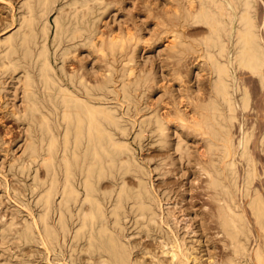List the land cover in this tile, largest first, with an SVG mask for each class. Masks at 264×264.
Wrapping results in <instances>:
<instances>
[{
  "label": "bare ground",
  "instance_id": "6f19581e",
  "mask_svg": "<svg viewBox=\"0 0 264 264\" xmlns=\"http://www.w3.org/2000/svg\"><path fill=\"white\" fill-rule=\"evenodd\" d=\"M258 2L174 0L167 20L157 16L171 34L170 56L179 65L195 54L208 86L191 91L188 109L175 102L171 113L153 107L146 114L142 98L155 77L136 63L142 35H104L99 9L107 0H23L18 26L0 38V78L16 72L20 82L22 106L14 112L23 125V153L9 170L30 175L36 207L22 218L14 213L0 220V264H38L35 252L48 261L64 249L71 264H264V0L261 19ZM191 25L198 30L186 32ZM79 44L101 51L106 72L100 79H91L84 64L81 71L65 69ZM52 59L60 63L55 67ZM135 124L137 136L153 131L163 143L175 126L171 145L179 156L193 153L178 126L200 140L196 162L225 248L218 256L202 260L200 248L171 227L175 214H164L149 175L123 139ZM140 233L155 245L131 240Z\"/></svg>",
  "mask_w": 264,
  "mask_h": 264
},
{
  "label": "rangeland",
  "instance_id": "374dc122",
  "mask_svg": "<svg viewBox=\"0 0 264 264\" xmlns=\"http://www.w3.org/2000/svg\"><path fill=\"white\" fill-rule=\"evenodd\" d=\"M258 1L260 9L258 19H261L262 15L260 12L263 2L262 0ZM107 2L103 7L105 8L104 10L99 9L100 12L103 11L99 14V27L104 35L108 31L123 33L128 30L142 35L136 63L138 67L144 66L148 70H152L155 77L154 83H151L152 86L145 89L142 98L143 106L147 105L145 109L147 110L146 114H149V111L153 107L161 112V114L166 112L171 113L174 111L175 102L179 106L188 109L186 105H188L191 91L196 90L198 86L203 90L207 88V73L205 69L198 68L197 65L201 64V61L195 57V54H189L179 65L170 56L169 39L171 38V34L169 32L164 33L161 20L157 16L167 20V13L172 10L174 0H107ZM22 3L23 0H0V38H3L4 35L13 31L18 26V18L23 11ZM65 8L67 7L65 6ZM55 14L56 10L54 9L49 15L51 23L50 37L52 36V32H54L53 17ZM198 27V25H191L185 31L193 32V30H198ZM50 49L53 51L52 45H50ZM75 52L76 56L70 54L64 60V67L67 71L73 65L75 67L78 66L77 68L81 71L83 69L81 68V64H84L86 68H89L87 75L93 80L100 79L101 74L106 72L105 61L100 50H87L85 46L79 44ZM53 61L52 59L55 67L60 63V60H57L58 63ZM113 64L115 66L121 65L118 61H114ZM15 73H4L0 78V85H2L0 86V215L3 214L0 216V220L14 215V213L17 214L15 215L18 219L19 217L22 218L26 214L25 211L34 210V207H36L34 203L35 197L31 196L29 188L31 182L30 175L23 174L19 170H15V168L12 171L9 170V163L12 160L16 161L17 157L22 155L24 142L23 125L19 122L14 112L17 109L20 111V105L22 106L20 82H18ZM260 97V92L257 88H254L252 98L257 107L255 111L258 114V120H262L261 111L263 110L262 105L258 103L260 102ZM179 101L181 102L179 103ZM253 116L252 110L249 111L248 120H251ZM137 117V121H139L141 116L138 115ZM137 124L134 125L135 127L129 128L127 135L123 139L128 142L129 153L143 165L144 175L146 177L149 175L153 189L158 197L160 196L164 214L167 211L175 214L173 218L176 219V223H172L171 227L179 235H184L187 238L188 244H191L194 250L198 252L200 248L199 253L203 255L202 260L208 259L210 254L214 257H216L215 255L218 256L224 252L223 249L225 250V248L220 243L221 240L218 239L221 233L217 232L218 227L214 222L215 220L213 217H210V211L213 209L214 204L208 196L204 174L200 172L196 162L202 150L200 140L197 139L198 137H194V134H190L178 126L177 130L184 132L190 153H193L190 155V158L187 155L179 156L178 151H176V154L171 145L176 140L177 133L175 134V126L170 125L168 130L170 132L169 142L163 143L153 131L147 130L141 136H137ZM195 145L200 147L197 148ZM39 170L41 172L42 168L40 167ZM31 171H34V166H32ZM128 178L131 177L129 176ZM4 179H6L7 189L3 188ZM15 188L20 190L21 194L19 196L15 195ZM186 222L188 226L184 227V224H187ZM130 237L134 241L138 239L140 245L147 243L146 245L150 247L155 245L156 242L154 238L145 236L143 233L133 234ZM33 246H36L33 248L34 251L36 248H41L39 245H25L26 248H32ZM205 248L208 254H206ZM155 249L157 250V248ZM64 251V254L61 256L57 250V254H51L48 261L43 260V253L41 252L37 251L34 255L36 257L39 255L41 258L38 259L43 264L47 262V264H71L68 250L64 249ZM139 251L137 248V252ZM147 256L145 257L148 259L149 256ZM57 257H60V259ZM39 260H35V263L39 262L38 264H42Z\"/></svg>",
  "mask_w": 264,
  "mask_h": 264
}]
</instances>
